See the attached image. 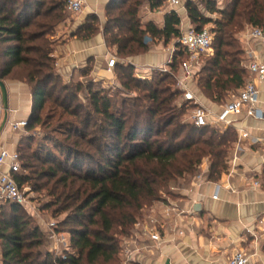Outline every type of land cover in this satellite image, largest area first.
I'll use <instances>...</instances> for the list:
<instances>
[{"label":"trees","instance_id":"16d2710c","mask_svg":"<svg viewBox=\"0 0 264 264\" xmlns=\"http://www.w3.org/2000/svg\"><path fill=\"white\" fill-rule=\"evenodd\" d=\"M66 1L0 0V77L24 79L31 84L34 108L28 120L29 130L37 124L44 125L41 112L49 101L75 120L65 123L71 135L67 136L64 160L43 159L38 151L28 158L45 165L51 163L35 173L41 179L47 178L46 183H37L33 188L39 192L52 183L47 191L53 201L45 203L42 210L54 208L53 217L67 214L63 225L76 224L69 231L71 251L54 256L46 245V234L29 209L15 202H3L10 208L3 211V203L0 207L1 264H114L120 261L121 252L137 226L149 210L164 202L162 194L196 177L206 160L209 179L219 180L228 171L229 158L238 140L235 127H197L190 119L181 118L192 104L175 102L182 94L174 86L178 58L189 53L178 42L181 17L175 10L166 14L164 27L159 28L153 22L143 25L138 18L141 1L133 0L114 13L110 12L115 4L112 0L104 28L108 44L115 46L117 55L124 59L146 53L151 46L149 39L176 41L171 72L155 70L150 79L141 81L135 76L133 65L118 62L115 70L121 88L112 86L108 91H94L91 81L83 86L75 77L70 83H64L53 68L54 47L47 36L60 22ZM127 1L121 0V4ZM164 3L165 0H152V8ZM200 5L220 18L207 17ZM186 9L197 31L213 23V53L206 58L197 81L209 100L225 104L250 79L240 34L248 27L264 29V0H228L222 9L213 0H186ZM95 22L98 17L89 15L74 35L92 38L99 31ZM115 87L123 89L121 93L135 90L141 95L127 97L118 106L113 101L116 94L110 93ZM85 88L89 90L91 109L83 115L80 111L83 106L73 107V101ZM95 115L99 116L96 120ZM21 144L20 141L17 149L21 168L15 174L19 186L32 180L21 170L33 168L29 160L24 161ZM84 147L93 148L101 162L96 169L81 172L83 167L78 156L85 152Z\"/></svg>","mask_w":264,"mask_h":264},{"label":"crops","instance_id":"0c3cea01","mask_svg":"<svg viewBox=\"0 0 264 264\" xmlns=\"http://www.w3.org/2000/svg\"><path fill=\"white\" fill-rule=\"evenodd\" d=\"M111 2L87 0L81 21L75 27L69 29L66 21L57 26L55 36L51 37L54 43L52 56L55 71L64 82L74 77L82 82L85 73L90 71L95 82L105 87L119 86L115 67L108 68V60L112 56L117 58V63L133 65L135 71L162 67L170 60L171 45L174 47L176 41L168 45L164 42L152 45L146 53L124 59L117 55L115 46L108 44L102 27L90 39L74 35L90 14H96L102 24L106 23V12ZM172 10L181 17V32L194 27L186 9V0L177 9L167 3L152 8V0H145L141 22L143 25L153 22L163 28L166 14ZM250 28L240 34L247 64L255 58L264 62L262 41L242 39ZM251 80L253 76L250 74ZM3 81L8 89L9 118L0 134V147L15 151L21 132L12 131L10 124L29 120L34 108V95L31 84L24 79L7 77ZM202 104L214 111H219L224 105L211 100ZM0 105L2 109L1 95ZM258 107L264 109V90ZM235 127L241 131H237L238 140L229 158L228 171L219 180H210L209 162L206 160L201 167L203 177L187 180L181 185L178 197L170 202L176 207L175 211L166 215L167 203L159 202L137 226L129 241L128 249L133 256L131 264H225L238 250L246 251L256 264H264V119L242 114L235 118ZM13 132L14 137H9ZM3 170L8 171V166ZM256 181L260 184L255 185ZM152 219L156 222L152 223ZM152 231L160 235L159 243L150 237Z\"/></svg>","mask_w":264,"mask_h":264},{"label":"rangeland","instance_id":"374dc122","mask_svg":"<svg viewBox=\"0 0 264 264\" xmlns=\"http://www.w3.org/2000/svg\"><path fill=\"white\" fill-rule=\"evenodd\" d=\"M131 1L133 0H129L127 1L126 4L122 5L121 0H115V4L111 6L110 12L119 13L120 11L119 9L125 8L126 5L129 4ZM139 1H141V5L139 7L138 18L141 20L140 15L143 14L142 10H143V5H144L145 0H139ZM196 1L199 2L200 0H196ZM213 1L215 2L216 7L220 9L226 7L228 3V0H213ZM200 8L202 9V11L207 17H210L211 19L220 18L219 14L208 12L206 8L204 7V5H200ZM61 12H62L61 18L58 20L60 22L57 23V20L54 21V23H57V24L55 25L54 29L50 32V34L47 36V39L52 43L53 47H54V43L51 37L55 36L57 29H58L57 26L60 25V23H64L66 21L68 22L67 27L69 29L73 28L75 27L76 24H78L81 21L80 19L82 17V14H79V15L71 14L69 10L67 9V6H65ZM90 15L97 16L96 14H90ZM97 17H98V22H95V24L96 26L99 27V31H100L101 27L103 29L105 28L106 23L104 22V24H102L99 16ZM87 19H88V16L86 17L85 21ZM39 20L42 21V18ZM205 27L209 29H213V23H209ZM148 41L150 42L151 46L164 42L163 39L159 41L155 40L153 42L151 39H149ZM172 43H173V40L170 41L169 43H165V45L172 44ZM171 47H172L171 50L176 48V46L173 47L172 45ZM179 49L183 50L181 47H179ZM212 53H213V49L208 53L201 54L198 56H194L191 53L184 54L178 58V69L177 71L174 72L175 88L176 87L178 88V81H184L187 87L196 94V96L198 97L201 103L209 99L205 96L202 89L198 85V81H197L198 73L203 67L206 58H208L209 55H211ZM173 55H171L170 57L171 62L166 65L170 72L172 71L170 65L173 61ZM54 66L55 65L53 64V68ZM157 70L161 71L159 69ZM83 79H84L82 80L83 86H86L87 84H90L91 82L95 85L94 87H92L94 91H102V90L108 91L106 89H109V87L103 86L102 83L95 82L93 77H91L90 73ZM62 81L64 82V80ZM64 83L67 84V83H70V81L64 82ZM72 83H75V82H72ZM117 87H120V88L122 87L120 82H119V86ZM115 88H112L113 91L110 93L116 94L113 97V101L117 103L118 106H122L121 105L122 100L127 97L134 98V97L141 95V92L139 91L137 92L135 90L132 92H128L124 90V93H125L124 94V93H121L123 92V89L120 90L119 88L117 89ZM181 92L183 91L181 90ZM0 95H1V92H0ZM88 97H89V90L85 88L84 92L80 93L78 99L73 101V107H76L77 105L83 106L81 107V110H80L83 115L85 114V112L91 109ZM175 102L178 105H181L183 103L182 94L176 98ZM2 109L0 110L1 111L0 112L1 113L0 114V126L4 118ZM192 110H193V104L185 109V112L181 117L182 120L184 121L189 120ZM41 116L43 118L44 125L41 123V124H37L30 130L27 128L26 130L18 131V132H21V136H19L20 137L19 141L22 142L21 146L23 147L21 154L22 156H24V161L29 160L30 164L33 167L31 169L21 170V173H25L31 176L32 180L20 186V188L30 198V205L31 207H33V209L30 208L29 211L34 215L33 216L34 221H36V223L41 227V229L46 234V237L48 239L46 242V245L48 249L51 251V253L54 254V256H57V255H64L65 250L71 251L69 231L72 228H76V224L72 223L69 225H63L62 221L66 219L67 214L62 213L60 215H57L56 217H53L51 212L54 208H51L45 211L42 210V207L44 206L45 203H49L53 201V197L49 196L48 195L49 192L47 191V188L48 189L51 188L52 183H50L49 186H47L46 190L42 189L39 192L35 191L33 188L34 185H36L37 183H38L37 185H43L47 181V178L41 179L37 177L35 173L40 172L41 169H46L47 167L51 165V163L49 162L45 165L39 162L38 160H35V158H32V159H28V158H29V155H31L33 152L35 153L36 151H38L40 155H42L43 159H47L50 161V158L53 159L55 157V159L64 160L66 156L65 154L66 150L64 149V147L65 145L68 144L67 136L69 134L71 135V133L68 132L67 126L65 127V123L67 121H75V120L74 118L70 117V115H68L66 112H64L62 108H60L57 105H54L51 101H49L45 105L43 111L41 112ZM97 118H99V116L95 115L94 120H96ZM92 129H93V126L89 130H92ZM14 135L15 133L13 132L9 135V137L13 138ZM83 149L85 152L81 154L80 156H78V159L81 162V165L83 167L79 171L83 172L88 169H96L97 163L101 162V157L98 155V153L95 150H93V148L84 147ZM86 153H89L91 156H88ZM50 154H52L53 157H50ZM71 169L73 168L71 167ZM189 179H192V178H189ZM184 183H186V181L182 182V184ZM180 191H181V186L170 189L169 193L165 192L164 194H162V201L169 204L170 202H172L174 199L178 197ZM2 203L3 202H0V207L1 205L4 204ZM9 208L10 206L8 204H4L3 211H8ZM151 210H149V212H151ZM146 218L147 216L144 218V220ZM53 235L54 236L56 235V236L52 238ZM124 251L121 252L120 261L114 264H122L125 262V252Z\"/></svg>","mask_w":264,"mask_h":264},{"label":"built area","instance_id":"2783aa9c","mask_svg":"<svg viewBox=\"0 0 264 264\" xmlns=\"http://www.w3.org/2000/svg\"><path fill=\"white\" fill-rule=\"evenodd\" d=\"M183 0H165V3L169 4L172 8H179L182 5ZM87 4V0H67L66 6L69 12L73 15L81 14ZM243 40L250 42L252 40H260L264 44V29L259 27H251L243 36ZM214 36L211 29L204 28L201 31H197L194 27L181 32V36L178 42L185 47V49L198 56L208 53L212 50ZM176 48L172 50L174 54ZM171 62V59L168 63ZM167 63V64H168ZM117 64V58L112 56L108 60V68L112 69ZM147 67L145 69L135 71V76L145 81L151 78L152 73L159 69L162 72H170L168 67ZM249 73L253 76V80L248 81L246 85L228 100L219 111H214L205 107L196 94L190 90L184 81H178V88L182 90L183 102H189L194 104L190 120L195 123L197 127H211L226 129L228 127H235V118L246 114L247 116L255 117L258 119H264V109L258 107L260 100V94L264 90V62L255 58L249 61L246 65ZM1 109V105H0ZM12 131L18 132L26 130L28 127V120L16 121L10 124ZM236 128V127H235ZM237 131H241L237 129ZM8 166V171H4L3 168ZM21 160L17 150L10 151L7 148L0 147V202H15L19 205L25 206L30 209V198L23 192L18 185L15 174L20 171ZM198 179L203 177L200 172L197 176ZM260 182L256 181L255 185H259ZM176 207L173 203L166 205L164 211L166 215H169L172 211H175ZM152 223L156 222L155 219L151 220ZM53 225V224H52ZM56 236V235H55ZM54 235L52 236L55 237ZM156 242L161 241L160 235L152 231L151 236ZM129 241L126 243L125 249V262L122 264H131L133 261L132 252L128 249ZM225 264H256L251 260V256L244 250L236 251L233 256Z\"/></svg>","mask_w":264,"mask_h":264},{"label":"water","instance_id":"95a60500","mask_svg":"<svg viewBox=\"0 0 264 264\" xmlns=\"http://www.w3.org/2000/svg\"><path fill=\"white\" fill-rule=\"evenodd\" d=\"M0 92H1V101H2V108L4 110V118L2 124L0 126V134L6 128L8 124L9 118V96H8V89L5 82L0 77ZM199 206V205H197Z\"/></svg>","mask_w":264,"mask_h":264}]
</instances>
